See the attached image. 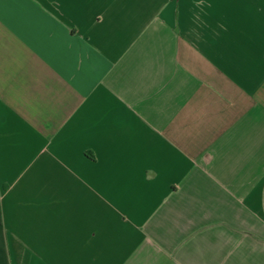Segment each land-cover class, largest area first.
<instances>
[{"label": "crops", "instance_id": "obj_1", "mask_svg": "<svg viewBox=\"0 0 264 264\" xmlns=\"http://www.w3.org/2000/svg\"><path fill=\"white\" fill-rule=\"evenodd\" d=\"M0 264H264V0H0Z\"/></svg>", "mask_w": 264, "mask_h": 264}]
</instances>
